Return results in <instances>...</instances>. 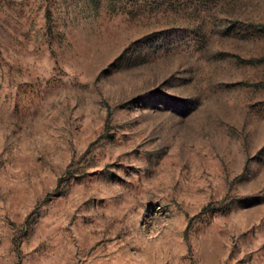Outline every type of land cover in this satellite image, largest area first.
<instances>
[{
  "label": "rangeland",
  "instance_id": "obj_1",
  "mask_svg": "<svg viewBox=\"0 0 264 264\" xmlns=\"http://www.w3.org/2000/svg\"><path fill=\"white\" fill-rule=\"evenodd\" d=\"M0 264H264V0H0Z\"/></svg>",
  "mask_w": 264,
  "mask_h": 264
}]
</instances>
